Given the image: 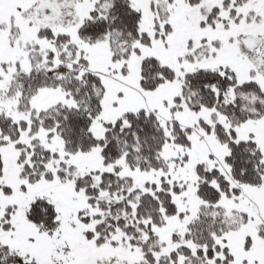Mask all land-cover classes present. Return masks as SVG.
Here are the masks:
<instances>
[{"label":"snow or ice","instance_id":"1","mask_svg":"<svg viewBox=\"0 0 264 264\" xmlns=\"http://www.w3.org/2000/svg\"><path fill=\"white\" fill-rule=\"evenodd\" d=\"M0 264H264V0H0Z\"/></svg>","mask_w":264,"mask_h":264}]
</instances>
